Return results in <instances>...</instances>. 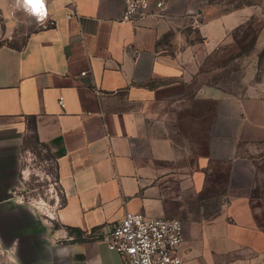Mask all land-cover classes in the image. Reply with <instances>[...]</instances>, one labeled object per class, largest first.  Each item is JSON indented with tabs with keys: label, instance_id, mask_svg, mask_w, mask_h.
<instances>
[{
	"label": "crops",
	"instance_id": "crops-1",
	"mask_svg": "<svg viewBox=\"0 0 264 264\" xmlns=\"http://www.w3.org/2000/svg\"><path fill=\"white\" fill-rule=\"evenodd\" d=\"M27 3L31 31L0 47V246L20 264H122L103 238L131 212L182 221L184 264H264V0H166L135 23L124 0ZM222 54L245 94L210 82ZM29 136L63 197L48 224L17 201ZM205 192L222 200L211 217L194 209Z\"/></svg>",
	"mask_w": 264,
	"mask_h": 264
},
{
	"label": "rangeland",
	"instance_id": "rangeland-1",
	"mask_svg": "<svg viewBox=\"0 0 264 264\" xmlns=\"http://www.w3.org/2000/svg\"><path fill=\"white\" fill-rule=\"evenodd\" d=\"M25 4L33 0H22ZM16 0H0V46L15 45L31 31L32 24L25 18H19L15 8ZM7 4V5H6ZM13 20L12 23H9ZM259 31V25L249 24L241 32L236 34V43L249 46L251 40ZM234 54H222L212 59V63L219 68L216 75L210 81L218 85L230 94H245L247 91V71L245 67L235 61ZM226 57V58H225ZM263 68L255 81H262L264 75V54L262 56ZM207 78V76H202ZM209 80V79H208ZM202 82V80H201ZM208 82V81H207ZM21 181L23 186L17 190V201L23 206L30 207L39 214L45 224L51 222L55 217V211L63 204V197L56 177V165L50 157L49 152L40 144H37L33 136L25 141L22 151ZM218 187H213L211 194L214 195ZM209 192H205L197 201H194V209H198L200 217H211L219 211L221 199L207 198ZM62 246V242L59 243ZM0 264H20L16 259V252L12 248L7 250L0 246Z\"/></svg>",
	"mask_w": 264,
	"mask_h": 264
},
{
	"label": "built area",
	"instance_id": "built-area-1",
	"mask_svg": "<svg viewBox=\"0 0 264 264\" xmlns=\"http://www.w3.org/2000/svg\"><path fill=\"white\" fill-rule=\"evenodd\" d=\"M124 2L122 22L163 17L166 11V0ZM61 105H64L63 99ZM103 239L109 250L121 257L122 264H184L179 256L184 228L178 219H148L142 214L128 212Z\"/></svg>",
	"mask_w": 264,
	"mask_h": 264
},
{
	"label": "trees",
	"instance_id": "trees-1",
	"mask_svg": "<svg viewBox=\"0 0 264 264\" xmlns=\"http://www.w3.org/2000/svg\"><path fill=\"white\" fill-rule=\"evenodd\" d=\"M257 37H258V31L256 32L255 36L251 40V44L249 46H246V45L244 46L243 44H240L239 47L241 49V52L238 54V56H243V55L249 54L254 49ZM263 54H262V56H263ZM35 141L37 142V144H39L37 140H35ZM68 232L70 234H72L74 232V229L68 228Z\"/></svg>",
	"mask_w": 264,
	"mask_h": 264
}]
</instances>
